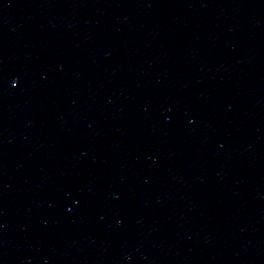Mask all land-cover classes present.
I'll use <instances>...</instances> for the list:
<instances>
[{
    "label": "water",
    "instance_id": "obj_1",
    "mask_svg": "<svg viewBox=\"0 0 264 264\" xmlns=\"http://www.w3.org/2000/svg\"><path fill=\"white\" fill-rule=\"evenodd\" d=\"M0 264H264V0H0Z\"/></svg>",
    "mask_w": 264,
    "mask_h": 264
}]
</instances>
